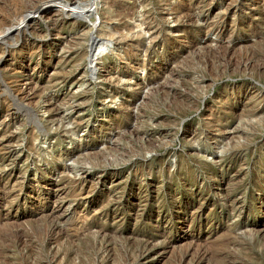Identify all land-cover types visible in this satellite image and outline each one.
I'll return each instance as SVG.
<instances>
[{
    "label": "rangeland",
    "instance_id": "obj_1",
    "mask_svg": "<svg viewBox=\"0 0 264 264\" xmlns=\"http://www.w3.org/2000/svg\"><path fill=\"white\" fill-rule=\"evenodd\" d=\"M38 1L0 40V264H264V0Z\"/></svg>",
    "mask_w": 264,
    "mask_h": 264
},
{
    "label": "bare ground",
    "instance_id": "obj_2",
    "mask_svg": "<svg viewBox=\"0 0 264 264\" xmlns=\"http://www.w3.org/2000/svg\"><path fill=\"white\" fill-rule=\"evenodd\" d=\"M38 2H39L38 0H0V10L7 9L8 13H9V14L7 13L9 16H3V17L1 16L0 17V40H2L4 42L5 39H7V38L9 39L15 33H18L21 30H23L28 23L27 15H26L28 13V11L31 10L32 13H38L39 7H40ZM89 3H91V1H89L88 4ZM184 17H186V16H184ZM189 23H190V21H189ZM122 39H118V40L121 41ZM131 43H133V42H131ZM105 44H106V41H103L100 45L102 46ZM101 46H100V48H101ZM131 46H133V45L131 44ZM92 54H93V52H92ZM90 59L91 58H88V61ZM90 63H92V60L89 61V64ZM0 117H1V115H0Z\"/></svg>",
    "mask_w": 264,
    "mask_h": 264
},
{
    "label": "water",
    "instance_id": "obj_3",
    "mask_svg": "<svg viewBox=\"0 0 264 264\" xmlns=\"http://www.w3.org/2000/svg\"><path fill=\"white\" fill-rule=\"evenodd\" d=\"M95 1H96V0H95ZM44 8H45V7L41 8L40 11H41V10L43 11ZM95 42H96V41H95ZM95 42H94V43H95ZM94 43L91 45V48H90L91 51H92V48H93Z\"/></svg>",
    "mask_w": 264,
    "mask_h": 264
}]
</instances>
